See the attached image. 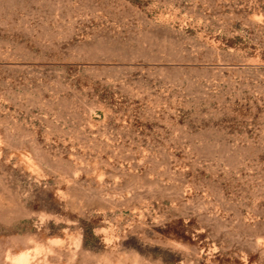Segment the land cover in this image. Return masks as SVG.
I'll use <instances>...</instances> for the list:
<instances>
[{
  "label": "rangeland",
  "instance_id": "obj_1",
  "mask_svg": "<svg viewBox=\"0 0 264 264\" xmlns=\"http://www.w3.org/2000/svg\"><path fill=\"white\" fill-rule=\"evenodd\" d=\"M0 264H264V0H0Z\"/></svg>",
  "mask_w": 264,
  "mask_h": 264
}]
</instances>
